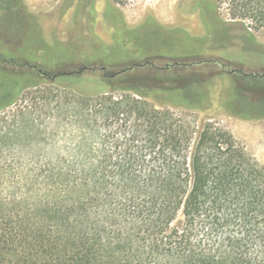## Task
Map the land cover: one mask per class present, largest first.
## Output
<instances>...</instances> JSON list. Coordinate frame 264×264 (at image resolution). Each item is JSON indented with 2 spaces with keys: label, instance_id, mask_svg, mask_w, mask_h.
<instances>
[{
  "label": "trees",
  "instance_id": "obj_1",
  "mask_svg": "<svg viewBox=\"0 0 264 264\" xmlns=\"http://www.w3.org/2000/svg\"><path fill=\"white\" fill-rule=\"evenodd\" d=\"M201 1L200 37L149 31L121 61L51 72L39 19L0 0L14 16L0 37V264H264V164L195 121L264 120V72L243 70L264 56V0ZM215 65L230 78L218 105L215 74L196 69Z\"/></svg>",
  "mask_w": 264,
  "mask_h": 264
},
{
  "label": "rangeland",
  "instance_id": "obj_2",
  "mask_svg": "<svg viewBox=\"0 0 264 264\" xmlns=\"http://www.w3.org/2000/svg\"><path fill=\"white\" fill-rule=\"evenodd\" d=\"M22 1L28 11L39 19L44 39L52 47L37 64L51 72L65 69L63 61L73 57L81 60L79 65L90 61V66H98L101 59L121 61L129 51L134 53V50L144 44L149 31L161 35L153 41L173 35L175 40L186 41L187 35L200 37L205 33V24L201 18V0ZM219 12L223 19L227 18L225 10ZM13 17L9 12L0 11V37H6L7 31L14 34ZM251 32H254L253 29ZM255 36L264 46V32L256 33ZM2 50L0 47V51ZM230 53L234 57L240 55L237 48L231 49ZM154 63L155 68H162L168 62L163 59ZM121 66L123 64L118 63L114 69L118 70ZM150 69L142 68L136 71L145 73ZM196 69H201L202 74L206 76L208 73L215 74L205 85L218 105L230 85V78L216 75L220 65L211 67V70L204 66ZM243 70L264 72V56L246 58ZM168 73L172 76L182 75L176 68H171ZM201 118H212L264 164V120H243L228 116L216 108L195 115V121H200Z\"/></svg>",
  "mask_w": 264,
  "mask_h": 264
}]
</instances>
